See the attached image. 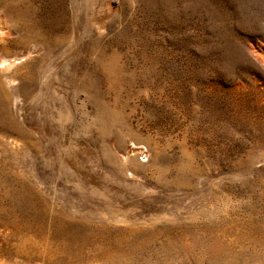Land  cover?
Returning <instances> with one entry per match:
<instances>
[{
	"label": "rangeland",
	"instance_id": "rangeland-1",
	"mask_svg": "<svg viewBox=\"0 0 264 264\" xmlns=\"http://www.w3.org/2000/svg\"><path fill=\"white\" fill-rule=\"evenodd\" d=\"M0 264H264V0H0Z\"/></svg>",
	"mask_w": 264,
	"mask_h": 264
},
{
	"label": "bare ground",
	"instance_id": "bare-ground-1",
	"mask_svg": "<svg viewBox=\"0 0 264 264\" xmlns=\"http://www.w3.org/2000/svg\"><path fill=\"white\" fill-rule=\"evenodd\" d=\"M5 33L2 29H0V43H4L5 42V37H4ZM15 59L9 61L8 58H6L3 55H0V73L1 74H5L9 71V69H11V67L15 64Z\"/></svg>",
	"mask_w": 264,
	"mask_h": 264
}]
</instances>
